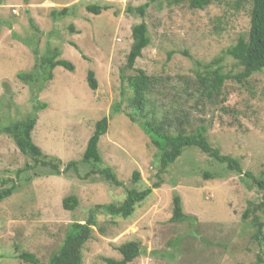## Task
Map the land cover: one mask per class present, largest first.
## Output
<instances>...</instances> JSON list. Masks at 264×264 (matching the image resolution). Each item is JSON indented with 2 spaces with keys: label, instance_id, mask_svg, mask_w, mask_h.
Returning <instances> with one entry per match:
<instances>
[{
  "label": "rangeland",
  "instance_id": "rangeland-1",
  "mask_svg": "<svg viewBox=\"0 0 264 264\" xmlns=\"http://www.w3.org/2000/svg\"><path fill=\"white\" fill-rule=\"evenodd\" d=\"M242 2L222 0L201 11L189 9L187 0L178 5L172 0H0V128L25 120L35 106L46 104L37 114L32 138L48 160L62 162L60 175H51L47 168L28 171L33 160L11 137L0 134V190L18 184L0 203V264H31L16 257L22 252L49 263L70 226L86 224L93 208L121 204L128 190L148 188L153 193L131 218L98 214L93 238L83 249V264L121 260L118 248L134 241L142 254L130 264H264V228L261 239L252 238L254 217L264 224L263 192L253 179L229 171L197 148L187 149L161 173L157 149L124 114L132 112L127 77L144 71L155 79L148 94L151 122L174 134L204 126L215 149L237 160L244 173L262 178L264 72L243 83L227 81L213 101L197 93V75L207 69L220 68L231 77L242 72L229 56L210 67L248 35L247 9H237ZM92 5L109 9L94 15L87 11ZM145 5L143 18L128 11ZM67 7V17L52 16ZM142 22L151 44L131 70L127 59L132 30ZM53 48L60 49L75 71L58 67L52 80L34 85L17 78L20 72L30 73L37 57ZM90 72L98 82L96 90L88 83ZM119 103L123 113L114 110ZM104 118L109 125L99 143L102 164L94 167L82 160L96 124ZM70 162L78 163L77 170L64 172ZM104 168L123 186L98 173ZM134 172L140 173L137 182ZM176 196L189 218L184 223L172 221ZM71 197L78 204L66 210L64 200ZM247 210L252 214L244 219Z\"/></svg>",
  "mask_w": 264,
  "mask_h": 264
},
{
  "label": "trees",
  "instance_id": "trees-1",
  "mask_svg": "<svg viewBox=\"0 0 264 264\" xmlns=\"http://www.w3.org/2000/svg\"><path fill=\"white\" fill-rule=\"evenodd\" d=\"M172 1L176 5L186 2V0ZM221 1L222 0H187L189 9L201 11L207 9L213 4H219ZM246 5L249 8L246 7ZM147 7V5L139 8L130 7L128 11L134 14L139 13L143 18L145 17ZM244 8L247 9L246 12L250 19V28L247 37L239 38L234 46L228 48L223 56L215 59L210 65V67L213 65L219 66L225 60V57L229 56L238 62L239 66L242 68V72L235 77H231L222 74L221 71H219L220 68H218L214 71L207 69L205 74L199 73L197 75V85L199 86L197 93H199L201 97H205L210 101H213V99L218 97L227 81L234 79L239 83H243L253 75L264 72V0H243L237 9L241 10ZM107 9L109 8H102L96 5L87 7V11L94 15H100L103 13V10ZM69 10L70 9L67 7L60 11H53L52 16L56 19L65 16L67 17ZM132 37L133 45L127 59V67L131 70L134 69L136 61L142 57L143 51L151 44L147 24L142 22L141 24L134 26ZM33 52L35 55H39L37 49ZM61 56L62 53L60 49H50L46 56L37 57L35 67L30 73L20 72L17 74V78L26 84L34 85L39 82L45 83L52 80L54 78L53 71L58 67H63L68 71H75V66L70 61L62 59ZM154 80V78L147 76V74L141 70L137 74L127 77L128 85L132 92V98L130 99L128 108L131 109L132 112H125L124 114H126L133 123H136L139 126V128L149 137L151 144L157 149V157L160 160L161 173L165 172L170 165L174 164L187 149L197 148L201 153L209 156L215 162L227 166L229 171L244 174L247 178L253 179L257 188L263 192L264 205V176L258 179L250 172L244 173L237 160L222 155L219 149H215L210 144L207 130L204 126H200L190 132L181 128L174 134L170 129L165 127L164 124L158 125L155 121L151 122L148 119V94L150 93ZM88 83L93 90L97 89L98 82L93 72H90L88 75ZM123 95L125 96V93H123ZM121 106L122 103H119L114 107L116 113H123ZM46 107V104L35 106L32 115H29L25 120L6 124L4 127L0 128V134L11 137L18 150L23 155L33 160V166L27 165L26 170L35 171L39 168H47L51 175H60L62 173V162L60 160L57 162L48 160V157L43 153L42 149L34 143L32 138L33 131L38 121L37 114L39 111L46 109ZM108 125V118H104L96 124L95 132L89 140L86 152L83 156V163L92 164L94 167L102 164L99 143L101 138L108 132ZM77 167V162H70L64 172L70 171L71 169L77 170ZM94 172L95 171H93V173ZM98 173L105 176V178L115 186H123V183L118 180L117 176L110 168L100 169L98 170ZM33 175L38 176V172H35ZM204 176L210 178L212 177V174L205 173ZM139 179L140 173L134 172L135 182ZM3 183L5 184L6 182ZM156 187H161L160 180L156 184ZM17 188L18 184L13 182L8 187L1 189L0 203L11 197ZM152 193L153 190L151 188L143 191L128 190L127 198L123 203L98 205L93 208L86 224L76 223L70 226V230L62 247L51 257L49 263L41 262L36 255L29 252H22L16 257L31 264H83V249L93 238V227L97 223L98 214H105L112 218L129 219L135 213L137 206L146 200V198ZM77 204L78 200L74 197L66 198L64 200L66 210L75 209ZM254 208L257 210V207ZM173 212V222L184 223L189 220L188 216L184 214L182 199L180 196H176L174 199ZM251 214L252 213L247 210L244 213V219L249 218ZM252 226L255 230L252 233L253 240L261 239L264 224L260 222L258 216L254 217ZM118 251L122 255L121 260L104 258V262L106 264H130L142 254L141 245L135 241L123 244L118 248Z\"/></svg>",
  "mask_w": 264,
  "mask_h": 264
}]
</instances>
